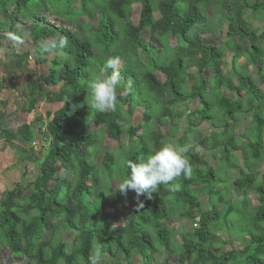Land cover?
<instances>
[{
  "label": "trees",
  "instance_id": "1",
  "mask_svg": "<svg viewBox=\"0 0 264 264\" xmlns=\"http://www.w3.org/2000/svg\"><path fill=\"white\" fill-rule=\"evenodd\" d=\"M74 2L0 0V52L9 55L14 42L27 35L40 55L52 53L50 60L36 58L46 70L25 81L20 93L24 112L37 110L38 92L54 94L57 87L63 96L58 108L35 116L38 122L45 120L47 137L46 148L35 160L34 178L16 183L0 202V264L5 250L23 258L22 264H90L93 244L115 258L105 264H135L137 257L139 264H155L159 249L172 245L169 228L163 225L172 204L181 205L182 216H198L165 264L172 255L176 264H264V172L259 165L264 157V88L257 84H264V29L257 34L246 11L232 6L231 0ZM243 3L255 17L264 15V0ZM212 7L227 21L226 40L208 43L200 30L209 13L214 14L208 11ZM57 34L66 36L69 46L42 51V41ZM8 35L13 43L4 42ZM169 39L174 40L172 46ZM166 47L172 55L160 60ZM21 56L27 60L29 51ZM110 57L121 61L117 106L96 112L89 107L87 84ZM16 78L1 77L0 85L5 81L14 89ZM189 78L196 82L187 87ZM193 103L198 107L190 108ZM138 107L142 112L133 121ZM244 116L250 117L249 126L237 136L231 127ZM178 120L188 128L177 141L178 146H192L185 154L193 168L191 178L173 182L180 184L179 190L162 184L151 198L140 196L142 207L133 191L121 194L114 189L111 212L129 202L136 214L113 225L112 214L93 200L99 176L103 182L115 169L122 182L130 174L127 161L158 149L163 143L160 127ZM89 122L100 133L87 128ZM203 122L211 126L200 127ZM37 134L39 128L27 123L15 132L1 130L5 141L20 140L25 146ZM104 138L117 146L103 150ZM231 174L232 182L221 186ZM199 189L206 197L205 209L196 194ZM221 222L226 228L239 226L247 242L238 249L211 242V230ZM63 225L77 231L72 240L60 236Z\"/></svg>",
  "mask_w": 264,
  "mask_h": 264
},
{
  "label": "rangeland",
  "instance_id": "2",
  "mask_svg": "<svg viewBox=\"0 0 264 264\" xmlns=\"http://www.w3.org/2000/svg\"><path fill=\"white\" fill-rule=\"evenodd\" d=\"M76 2V0H74ZM74 2V4H75ZM232 6L238 9H244L246 11L247 17L250 20V26L259 34L264 29V15L260 14L259 17H255L254 14L247 9L243 0H231ZM214 7L208 9L213 11L214 14L209 13L208 21L206 25L201 28V36L204 42H216L218 40H226L225 31L227 27V21L223 15L213 10ZM138 12V8L134 10L132 15L133 20L136 19V15ZM5 16V15H4ZM53 16L48 15V20H52ZM152 38V37H151ZM170 41V39H169ZM4 42H12V36L8 35V39ZM174 44V40L170 41V45ZM15 50L9 55H3L0 52V78L1 77H10L13 74L17 75V78L13 80L14 89H12L8 82L3 81L0 85V202L6 195V192L13 189L16 183L25 184L28 181L34 178V164L35 160L40 158L43 150L46 148L45 137H47V132L45 129V120L38 122L35 120L36 114H40L41 116H45V112L50 110L53 111L60 103L63 101V96L59 93L57 87H55V93H36L38 104L37 110L33 113H25L24 112V103L23 99L20 96L21 91L25 87V81L33 77V75L37 72H44L46 70V66L44 64H40L36 62V58L39 56H47V59L50 60L52 57V53L47 55L36 52L32 45L30 44L29 37H25L21 42H14ZM26 50L29 51V58L27 60L23 59L21 56ZM172 55V50L169 47L163 49L161 56H159L160 60H164L167 57ZM193 68L189 70L193 72ZM253 70V69H252ZM253 73H255L253 71ZM204 76H208L207 71H203ZM163 80V78L161 79ZM196 82V78H189L186 81L187 87L191 86ZM260 88H264V84L257 83ZM45 90H49L46 87ZM198 104L193 103L190 105V108H197ZM187 109V107H185ZM189 108V109H190ZM173 111V110H172ZM172 111H169L172 113ZM142 112L141 108H137L134 111L133 121L137 120L138 116ZM22 123L32 124L36 128H39L41 134H37V138L31 145H23L20 140H14L11 142L5 141L4 137L1 135V130H7L11 132H15L16 128L20 126ZM250 117L244 116L238 121L233 123L231 129L232 132L237 135L238 132L242 133L244 129V125L249 126ZM211 126L209 122H203L200 127H209ZM87 128L95 129L100 133L98 129L91 122L88 123ZM162 131V141L171 142L175 145H178V139L183 135V130H188L185 128L184 123L180 120L177 121L176 124H170L168 122L164 123L160 127ZM238 136V135H237ZM116 147L117 142L111 141L107 138L101 140L100 147L105 149H110V147ZM22 157L21 162H17L18 158ZM96 164L99 166L100 156H95ZM209 160V157L207 159ZM261 171L264 172V157L260 162ZM101 173V172H100ZM235 175V173H234ZM109 178L102 182L101 176H99L100 186L97 188L93 200L94 203H97L102 206V210L105 214L111 215L110 220L113 225H122L124 222L128 221L130 217H135L136 208L132 206L131 203L127 202L126 205L118 210L117 212H111L110 203L114 198V189H116L120 181L117 179V174L115 169H112L111 175ZM233 180V174L224 177L223 183L221 186H225L231 183ZM104 183V184H103ZM106 186L103 188V186ZM107 188H109V193H107ZM24 194V193H23ZM196 194L198 196V200L202 203L203 208L207 207L206 197L204 195L203 190H197ZM23 195L20 196L22 198ZM181 205L172 204L170 206V215L169 219L166 220L163 225L169 228V234L171 238L172 245L162 246L158 253L156 254L155 264H165L166 257L172 253L173 251H177L182 244V234L188 231L190 228H193L197 222V216H182L180 215L182 212ZM217 226L211 230V242L213 243H223L226 249L229 248H240L244 243L247 242V237L243 236L239 233V226L232 225L229 228H226L224 222L216 224ZM61 237L64 240L70 241L73 239V236L77 233L76 230H72L68 225H63L62 227ZM70 230V231H69ZM49 234H46L45 237H48ZM153 237V235H152ZM190 238V236H187ZM95 251V244H93V248L90 251V255H92ZM118 259H123L121 256H117ZM115 258H112L110 255L105 253L101 254V262L100 264L110 263ZM23 258H13L10 256L5 250L3 264H22ZM141 259L139 257L135 258V264H139ZM169 264H176V260L174 255L168 259ZM82 264V263H78Z\"/></svg>",
  "mask_w": 264,
  "mask_h": 264
},
{
  "label": "clouds",
  "instance_id": "3",
  "mask_svg": "<svg viewBox=\"0 0 264 264\" xmlns=\"http://www.w3.org/2000/svg\"><path fill=\"white\" fill-rule=\"evenodd\" d=\"M69 40L66 36L57 34L56 37L46 38L40 47L44 52H51L57 48H66ZM121 61L119 57H110L106 60L100 75L90 80L87 84L90 94V105L96 112L115 110L117 106V87L121 77L118 70ZM111 69V74L108 70ZM191 145L178 146L171 142L162 143L158 149L152 151L146 158L139 157L136 162L127 161L130 169L129 176L120 182L117 190L126 194L129 190L135 193L137 205L143 206L139 197L144 195L151 198V193L157 192L162 184H171L173 190H179L180 184L173 183L191 178L193 168L186 158V153ZM90 264H100L101 246L97 245L89 257Z\"/></svg>",
  "mask_w": 264,
  "mask_h": 264
}]
</instances>
